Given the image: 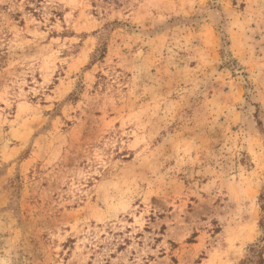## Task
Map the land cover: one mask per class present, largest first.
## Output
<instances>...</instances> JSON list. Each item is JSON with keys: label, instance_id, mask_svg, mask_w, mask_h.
<instances>
[{"label": "rangeland", "instance_id": "rangeland-1", "mask_svg": "<svg viewBox=\"0 0 264 264\" xmlns=\"http://www.w3.org/2000/svg\"><path fill=\"white\" fill-rule=\"evenodd\" d=\"M260 196L264 0H0V264H239Z\"/></svg>", "mask_w": 264, "mask_h": 264}, {"label": "trees", "instance_id": "trees-1", "mask_svg": "<svg viewBox=\"0 0 264 264\" xmlns=\"http://www.w3.org/2000/svg\"><path fill=\"white\" fill-rule=\"evenodd\" d=\"M17 17V15H16ZM104 48H98L93 55V60H99L104 58ZM261 217L258 221V228L262 233V236L253 244L247 248L248 255L241 260L239 264H264V198H259Z\"/></svg>", "mask_w": 264, "mask_h": 264}]
</instances>
